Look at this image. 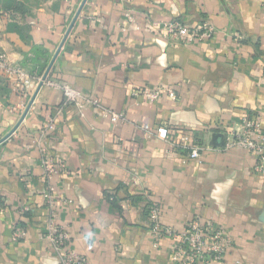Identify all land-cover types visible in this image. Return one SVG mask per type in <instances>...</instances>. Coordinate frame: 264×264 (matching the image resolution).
I'll return each mask as SVG.
<instances>
[{"label":"crops","instance_id":"crops-1","mask_svg":"<svg viewBox=\"0 0 264 264\" xmlns=\"http://www.w3.org/2000/svg\"><path fill=\"white\" fill-rule=\"evenodd\" d=\"M81 1L44 0L0 18V53L29 80L0 68V139L20 119ZM162 20H208L216 34L174 43L151 25ZM50 82L99 106L63 104ZM144 88H170L175 98L133 96ZM246 115L264 129V0H86L25 117L0 142V264H58L43 236L49 203L36 142L49 119L48 147L68 169L53 176L55 223L89 264H177L171 238L153 246L145 194L164 225L200 218L224 226L233 244L223 264H264V175L253 171L254 153L222 148L224 132L240 130ZM159 126L173 146L156 136ZM193 145L199 158L184 160ZM17 225L26 237L14 241Z\"/></svg>","mask_w":264,"mask_h":264},{"label":"built area","instance_id":"built-area-1","mask_svg":"<svg viewBox=\"0 0 264 264\" xmlns=\"http://www.w3.org/2000/svg\"><path fill=\"white\" fill-rule=\"evenodd\" d=\"M129 19L133 20L132 16ZM151 25L156 26L164 37L169 38L174 43L189 44L194 41L202 42L211 39L216 34V29L208 20H202L194 26H187L181 21H152ZM0 68L10 76L17 77L23 84L28 83V78L24 70L19 65H8L4 56L0 53ZM49 85L59 89L63 94V104H91L99 106L96 99H85L74 87L58 84L55 82ZM141 95L146 101H157L163 94L171 99L175 98V93L170 88H144L134 91L133 96ZM105 115L110 114L113 121H117L120 115L102 109ZM241 129H231L224 132L222 143L223 149H244L255 154L253 171L264 175V129L260 119L255 116L246 115L240 121ZM55 131L54 119H49L39 130L37 145L40 151V161L43 168L45 187L43 196L49 203V213L44 228V239L50 249L56 253L58 264H89L87 258L76 253L69 247L70 235L63 227L55 223V212L51 208V198L54 193L53 176L59 173H67L65 162L48 147V140ZM156 136L159 139L173 143L169 139L166 127L159 126L156 129ZM186 140V138H184ZM201 148L197 145L190 147L185 154L184 160L198 159ZM146 195L144 212L148 221V230L153 240V246H157L160 241L171 238L174 241L172 257L177 264H223L226 255L232 248V238L226 228L216 225L211 221L191 218L179 228L164 225L160 220V209L158 204ZM26 232L22 225H17L12 233L14 241L25 239Z\"/></svg>","mask_w":264,"mask_h":264},{"label":"rangeland","instance_id":"rangeland-1","mask_svg":"<svg viewBox=\"0 0 264 264\" xmlns=\"http://www.w3.org/2000/svg\"><path fill=\"white\" fill-rule=\"evenodd\" d=\"M44 0H0V18L7 16H23Z\"/></svg>","mask_w":264,"mask_h":264},{"label":"water","instance_id":"water-1","mask_svg":"<svg viewBox=\"0 0 264 264\" xmlns=\"http://www.w3.org/2000/svg\"><path fill=\"white\" fill-rule=\"evenodd\" d=\"M85 1H86V0H82V1H81L80 5H79V7H78V9H77V11L75 12V14H74V16H73V18H72V20H71V22H70V24H69L67 30H66L64 36H63V39L61 40L59 46L57 47V49H56V51H55V53H54V55L52 56V59L50 60L48 66L46 67V69H45V71H44V73H43V75H42V77H41V79H40V81H39V83H38L36 89H35V92L33 93L31 99L29 100V102H28V104H27V106H26L24 112L22 113L20 119L18 120V122L16 123V125L11 129V131H9L4 137H2V138L0 139V142H2L3 140H5V139H6V138H7V137H8V136H9V135H10V134L16 129V127L19 125V123L21 122V120L25 117V115H26L28 109L30 108L31 103H32V101H33V99H34V97H35V94H36L37 91L39 90L40 86L44 83V81H45V79H46V76H47V73H48V71H49V69H50V67H51V65H52V63H53V61H54V59H55L57 53L59 52V50H60V48H61V46H62V44H63V42H64V40H65V38H66V36L68 35V33H69V31H70V29H71V27H72V25H73L75 19H76L77 16L79 15V12H80V10H81L83 4L85 3Z\"/></svg>","mask_w":264,"mask_h":264},{"label":"trees","instance_id":"trees-1","mask_svg":"<svg viewBox=\"0 0 264 264\" xmlns=\"http://www.w3.org/2000/svg\"><path fill=\"white\" fill-rule=\"evenodd\" d=\"M145 213V212H144ZM146 215V214H145Z\"/></svg>","mask_w":264,"mask_h":264}]
</instances>
